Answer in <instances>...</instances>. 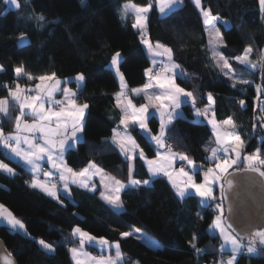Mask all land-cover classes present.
I'll list each match as a JSON object with an SVG mask.
<instances>
[{
  "label": "trees",
  "instance_id": "trees-1",
  "mask_svg": "<svg viewBox=\"0 0 264 264\" xmlns=\"http://www.w3.org/2000/svg\"><path fill=\"white\" fill-rule=\"evenodd\" d=\"M151 1L155 0H132L138 5ZM125 2L20 0L17 8L0 0V64L3 65L0 98L8 96L6 84L17 82L15 68L19 66L35 76L55 72L61 79L83 72L85 80L81 88L72 82L79 101L89 104L84 139L67 149V161L79 170L94 160L107 173L128 182V160L113 144L105 142L120 120L115 109V93L121 87L111 60L116 52L121 53L119 69L129 87L135 88L146 83L145 70L150 59L139 31L132 26L134 17L130 14L127 20L121 18V6ZM202 2L204 8H211L214 15L222 18L218 21L226 42V47H221L222 53L236 74L247 80L251 78L253 83H237L233 87L232 80L214 65L203 16L193 0H183L179 8L164 16L159 15L154 2L148 17L147 38L154 44L159 41L171 47L173 58L186 67L191 79L182 83L194 92L196 107L205 106L207 93H213L215 115L219 120L233 118L245 141L244 151L264 150L261 118L264 110L259 108L256 89L257 85L264 89V78L259 68L251 69L233 60L249 45L253 48L252 60L259 59L264 51V11L259 0ZM40 14L46 18L43 27L38 26L35 18ZM22 34L28 38L25 44H20ZM18 81L25 82L26 78ZM261 97L264 98V91ZM241 100L245 102L243 106ZM9 107L14 120L18 109L11 103ZM183 109L185 115L173 121L167 137L176 150L207 167L211 164L206 159L210 149L216 147L212 129L208 123L196 119L190 104H184ZM148 123L153 132L159 131L157 116ZM1 125L5 132L13 130V121L5 122L3 118ZM132 132L147 156L154 157V143L138 129ZM0 157L5 158L1 148ZM5 159L16 174L0 171V202L24 222L27 234L0 224V238L19 264H74L70 249L79 245V239L71 235L76 226L93 236L118 241L125 257L123 264H216L220 259L221 239L211 229L217 213L215 203L202 206V198L195 194L179 198L165 176H157L146 185H128L121 193L123 209L117 211L102 200L99 190L78 187L72 189L70 198L60 194L61 205L46 192L31 187L25 181L31 176L20 164ZM236 169L243 170L244 164ZM131 175L138 180L149 179L143 159H135ZM136 229L143 238L121 235ZM40 239L52 243L54 251L44 249ZM190 242L202 251L197 253ZM85 246L99 256L115 253L114 248L102 252L98 247ZM236 264H264V250L260 248L257 256L242 255Z\"/></svg>",
  "mask_w": 264,
  "mask_h": 264
},
{
  "label": "snow or ice",
  "instance_id": "snow-or-ice-1",
  "mask_svg": "<svg viewBox=\"0 0 264 264\" xmlns=\"http://www.w3.org/2000/svg\"><path fill=\"white\" fill-rule=\"evenodd\" d=\"M81 2L83 4L85 0H81ZM181 2L182 0H155L161 14H167ZM194 2L200 7L203 15L214 65L232 80L233 87L237 83L249 84L250 81L240 80L235 76L228 58L218 50L220 47H226L223 34L215 26V22L222 18L219 14L214 15L211 8L202 7L201 0H194ZM259 2L262 11H264V0H259ZM5 3L20 7L18 0H5ZM152 8L153 3L151 2L146 5H138L132 0H126L121 6L122 19L127 20L130 14L134 17L132 26L139 30L140 39L150 54L152 67L145 70L149 78L148 83L138 88L129 89L124 74L119 70L121 54L116 52L113 55L111 64L115 66L121 87V91L116 94V107L121 111V118L117 127L112 129L113 135L106 138L105 142L113 144L128 160V185L138 186L149 183V180L132 178L133 161L139 157L147 163L152 177L159 174L167 176L179 198H190L195 194L202 198V206H211L212 203H215L219 214L215 217L212 227L219 230L223 240L220 245L221 253L224 252L226 246L231 251L230 257L226 261L221 260L220 264H235L237 255L243 249H246L248 253H255L257 244H259L264 250V211L261 213L259 223L249 218L243 227L237 225L234 228L233 222L225 224L224 201H229L228 212L233 213L236 201L230 197H239V192L236 191L238 185L233 179L235 174L230 173L229 169L240 162L244 164V173L250 181L253 174H258L262 178L259 183L262 195H264V150L257 148L254 152L243 155L242 158L245 141L237 134L236 122L233 118L228 117L223 121H217L211 106L203 109L197 108V98L194 92L186 90L176 82L178 76L186 80L191 77L174 61L171 47L159 41L153 44L147 38L148 13ZM35 18L38 26L43 27L46 18L42 14ZM225 23L227 22L225 21ZM21 39H23V34ZM252 52L253 48L249 45L241 55L233 57V60L241 65L249 66L251 69L259 68L262 78H264V51H261L259 59L256 61L250 59ZM0 71H3V65H0ZM15 75L17 81L24 77L34 83L30 87H22L18 82L14 85H5L8 96L0 98V115L5 118V122L13 121V130L5 132L4 127L0 125V148L3 149L4 155L13 160L18 159L27 166L32 174L30 186L46 192L61 205H63V201L60 200V194L70 198V185L74 184L95 192L97 188L93 177L99 176L103 187L100 192L101 197L114 208L121 209L123 201L120 192L128 185L107 173L94 160H90L85 167L76 170L70 167L64 159L65 149L74 148L76 143L82 139L83 117L89 104L87 102L79 103L77 92L67 86L61 87V85H67L75 80L78 88H81L85 80L84 73L81 72L73 78L61 80L55 72L33 76L26 72L23 66H19L15 68ZM256 89L258 94L264 91L260 85H257ZM129 91L137 97H142L145 102L139 105L134 103L132 97L128 95ZM58 93L63 99H56ZM207 99L209 102H213L211 92L207 93ZM10 103L18 109L14 120L9 107ZM239 103L243 106L245 102L241 100ZM182 104H190L195 116L208 118L207 122L212 126L216 147L210 149V155L206 159L214 163V167L203 170V165L196 164L184 153L174 152L172 145L167 143L168 126L181 115L179 110ZM157 114L159 131L153 134L148 121ZM26 116L31 118V122L25 119ZM137 129L150 142L154 143L156 147L154 158H148L136 142L132 131ZM205 150L209 151L207 148ZM44 161L50 163L51 169L55 171L44 170L42 167ZM177 161L183 165L178 169L174 166ZM186 168H188L187 171ZM0 171L9 175L16 174V170L2 160H0ZM201 171L203 179L198 183L196 175ZM41 174L44 177L43 180L40 178ZM57 181L60 184L59 188ZM217 185L220 191L219 197L214 194V188ZM192 190H195L194 193ZM217 200L219 202H216ZM262 208H264V203H262ZM197 215L200 214L197 213ZM0 222L6 223L13 231H24L27 234L24 222L3 204H0ZM241 232L245 234L243 237L240 235ZM71 235L79 239V245L70 249L76 264H118V262L123 264L125 257L120 250L118 241L113 243L105 237L93 236L79 226L72 229ZM121 235L123 237L137 235L138 238H143L139 229L134 232H123ZM244 239L247 240V244L242 243ZM194 240L195 237H193ZM190 243L197 253L202 251L194 242ZM39 244L48 251H54L52 243L40 239ZM85 244L98 247L102 252L114 247L115 256H92L91 253L85 251ZM0 264H15L11 253L0 254Z\"/></svg>",
  "mask_w": 264,
  "mask_h": 264
},
{
  "label": "crops",
  "instance_id": "crops-1",
  "mask_svg": "<svg viewBox=\"0 0 264 264\" xmlns=\"http://www.w3.org/2000/svg\"><path fill=\"white\" fill-rule=\"evenodd\" d=\"M155 1H151V3H154ZM183 4V3H182ZM199 8V7H198ZM149 14H150V12L148 13V17H149ZM147 24H148V21H147ZM137 31H139L138 29H136ZM147 37H148V29H147ZM149 38V37H148ZM154 44V43H153ZM147 48V47H146ZM148 52V51H147ZM148 55H149V59H150V66H149V68L150 67H152V60H151V58H150V54L148 53ZM157 59H159V58H157ZM174 59V58H173ZM174 61L177 63V64H179L175 59H174ZM230 62V61H229ZM1 65V64H0ZM180 65V64H179ZM111 66H112V64H111ZM114 68V70H115V72H116V69H115V67H113ZM233 69V68H232ZM120 70V69H119ZM234 70V69H233ZM1 72V71H0ZM121 72V71H120ZM47 74H51V73H47ZM234 74H235V76L238 78V79H240V80H247L246 78H243V77H241V76H239L238 74H236V71L234 70ZM41 75H43V74H41ZM116 75H117V73H116ZM33 76H35V75H33ZM37 76H39V75H37ZM146 76H147V81H146V83H148V80H149V78H148V75H147V73H146ZM75 77V76H74ZM71 78H73V77H71ZM117 78H118V80H119V77H118V75H117ZM61 79V78H60ZM61 80H64V79H61ZM126 80V79H125ZM185 79L183 78V77H177V80H176V82L178 83V84H180V86L181 87H183V88H185L186 90H188V91H192V90H190L188 87H186L183 83H182V81H184ZM72 81H75V80H72ZM70 82L69 84H67V85H61V87H65V86H67V87H70V88H72L74 91H76V89H75V87L73 86V82ZM22 87H30L31 85H32V83H34V82H30V81H28L27 79H26V81L25 82H20V81H17ZM127 82V81H126ZM16 83V82H15ZM119 83H120V80H119ZM145 83V84H146ZM250 83H252V82H250ZM11 85H14V83L13 84H11ZM127 85H128V83H127ZM143 86V85H142ZM139 87H141V86H139ZM128 88L129 89H132V88H130L129 87V85H128ZM135 88H138V87H135ZM121 91V89L119 90V91H117L116 93H115V98H116V94L117 93H119ZM213 94V93H212ZM128 95L129 96H131L132 97V99H133V102L134 103H136L137 105H139V104H141V103H144L145 101H144V99L142 98V97H137V96H135L131 91H129L128 92ZM195 95V94H194ZM56 99L57 100H60V99H63V97L58 93L57 95H56ZM138 99V100H137ZM264 99V98H263ZM263 99H261V100H259V102H258V105H259V108L261 109V110H264V103H263ZM78 102L79 103H81L80 101H79V99H78ZM183 105L184 104H182V106H181V109L179 110L180 112H181V115L180 116H184L185 115V111H184V109H183ZM9 106H10V104H9ZM208 106H211V109L214 111L215 110V99H214V94H213V102H209L208 101V103L205 105V106H203V107H197V108H201V109H203V108H205V107H208ZM115 109L117 110V111H119V113H120V118H121V111H120V109L119 108H117L116 107V101H115ZM87 111H88V109L85 111V114H84V117H83V120L85 121V117H86V114H87ZM215 112V111H214ZM193 113H194V110H193ZM195 115V114H194ZM210 115H211V112H210ZM157 117H158V114L156 115ZM196 117V116H195ZM3 116L2 115H0V125H1V123H2V121H3ZM203 119V121L204 122H206V123H208L207 122V120H208V118H206V117H202ZM206 118V119H205ZM261 118H263L264 119V113H263V115H261ZM25 119L26 120H28L29 122H31V118L30 117H25ZM159 119V118H158ZM215 119L217 120V121H223V120H225V119H222V120H219L218 118H217V116L215 115ZM227 119V118H226ZM175 120V119H174ZM173 120V121H174ZM173 123V122H172ZM209 124V123H208ZM148 125H149V123H148ZM210 125V124H209ZM262 125H263V128H264V120L262 121ZM170 126V125H169ZM168 126V127H169ZM210 127H211V129H212V126L210 125ZM123 128V126L121 125V129ZM149 128H150V126H149ZM151 129V128H150ZM213 132V131H212ZM236 132H237V134H239L240 135V137L243 139V137H242V135H241V133L239 132V130H238V128H237V126H236ZM152 133L153 134H156L155 132H153L152 131ZM158 133V132H157ZM214 134V133H213ZM112 135H113V133H112ZM111 135V136H112ZM132 135H133V132H132ZM134 136V135H133ZM135 137V136H134ZM84 139V132H83V135H82V139L79 141V142H81L82 140ZM244 140V139H243ZM79 142H77V143H79ZM136 142H137V140H136ZM77 143H76V145H77ZM138 143V142H137ZM75 145V146H76ZM140 146V145H139ZM155 146V145H154ZM140 148H141V146H140ZM245 149H243V153H242V158H243V155H246V154H248V153H246L245 151H244ZM66 151H67V148L65 149V152H64V159H65V161L67 162V164L69 165V163H68V161H67V158H66ZM161 151H163L162 149H161ZM121 152V151H120ZM174 152H177V153H181V152H179L178 150H174ZM145 153V152H144ZM146 154V153H145ZM123 155V154H122ZM210 155V154H209ZM208 155V156H209ZM124 156V155H123ZM146 156H147V154H146ZM125 157V156H124ZM148 158H154V157H149V156H147ZM5 158H9V157H6L5 156ZM5 158H3V157H0V160H2V161H4V163H6V164H9L8 162H7V160L5 159ZM126 158V157H125ZM234 158V157H233ZM9 159H11V158H9ZM13 160V159H12ZM194 160V159H193ZM14 161H16L18 164H20L25 170H26V172L29 174V176H31V178H32V174L29 172V169H28V167L27 166H25L21 161H19L18 159L17 160H14ZM144 161V160H143ZM195 162H196V164H198V165H203V163H201V162H199V161H196V160H194ZM144 163H145V165H146V167H147V169H148V165H147V163L144 161ZM242 163H240V162H238V164L237 165H234L233 166V168H231V169H229V172H232V171H235V170H237L236 169V167L237 166H240ZM133 168H132V173H134V168H135V161H133ZM10 166V165H9ZM44 166H47V168L46 169H44ZM70 167H72L71 165H69ZM175 168H179V167H181V166H183V165H181V163L179 162V161H177L176 163H175ZM11 167V166H10ZM42 167H43V169L44 170H53V171H55L54 169H51V165H50V163H48L47 161H44V162H42ZM210 167H214V163H212L211 162V164L209 165V166H207V167H204V165H203V170H206L207 168H210ZM73 168V167H72ZM74 169V168H73ZM186 171L188 170V168H186L185 169ZM148 172H149V170H148ZM157 176H164L163 174H159V175H157ZM156 176V177H157ZM166 178H167V176H165ZM42 180L44 179V177H43V175L41 174V177H40ZM153 178H155V177H152L151 175H150V173H149V181L150 180H152ZM53 179L55 180L56 179V177L54 176L53 177ZM168 179V178H167ZM202 179H203V174H202V171H201V173H199L198 174V176L196 177V180H197V182L199 183V182H201L202 181ZM169 180V179H168ZM93 181L96 183V188H97V190H99L100 192L103 190V187H102V185H101V183H100V177L99 176H95V177H93ZM170 182V181H169ZM126 185H128V182H124ZM171 183V182H170ZM172 184V183H171ZM57 187L59 188L60 187V184L59 185H57ZM74 187H78L77 185H70V190H71V194H72V189L74 188ZM127 187V186H126ZM125 187V188H126ZM78 188H81V189H86V188H82V187H78ZM124 188V189H125ZM124 189H122L121 190V192H120V196H121V193H122V191L124 190ZM89 190V189H88ZM96 190V191H97ZM193 191V193H194V191L195 190H192ZM214 194H215V196L216 197H219L220 196V191H219V187H218V185L214 188ZM101 196V195H100ZM102 198V197H101ZM102 200L107 204V205H109L111 208H113L114 210H117V211H119V210H122L123 209V207L121 208V209H117V208H114L112 205H110V204H108L103 198H102ZM121 200H122V198H121ZM219 202V201H218ZM219 213H218V211H217V213H216V216L218 215ZM215 216V217H216ZM225 216H226V211L224 210V220H225V224H227V222H226V219H225ZM215 220V219H214ZM0 224H4V225H7L6 223H4V222H0ZM25 225V224H24ZM213 225V224H212ZM8 226V225H7ZM211 229H212V231H214L215 233H218L219 234V230L218 229H213V227H211ZM21 232H23V231H21ZM219 236H220V234H219ZM242 237L244 236V235H241ZM220 239H221V244L223 243V240H222V238H221V236H220ZM242 243H244V244H247V240L246 239H244V240H242ZM76 246H78V245H76ZM260 248H261V246L259 245V244H257V251L255 252V253H248L247 251H246V249H243V250H245V253H242V251L237 255V257H236V262H235V264L237 263V261H238V259L242 256V255H247V256H257L258 254H259V250H260ZM84 249H85V251L86 252H88V253H91L87 248H86V246H84ZM91 255L92 256H95L93 253H91ZM230 255H231V251H230V248L229 247H225V250H224V252L223 253H221V256H220V259H219V261H218V263H216V264H220V262H221V260H224V261H226L229 257H230ZM99 256V255H98ZM111 256H114V255H111ZM71 257H72V254H71ZM72 260H73V258H72ZM73 262H74V264H76V262L73 260Z\"/></svg>",
  "mask_w": 264,
  "mask_h": 264
},
{
  "label": "water",
  "instance_id": "water-1",
  "mask_svg": "<svg viewBox=\"0 0 264 264\" xmlns=\"http://www.w3.org/2000/svg\"><path fill=\"white\" fill-rule=\"evenodd\" d=\"M230 173H234L233 179L238 185L236 191L239 192V197H230L236 201L234 205V212H228V200L224 201L226 211V222H233V227L240 225L241 227L249 220V218L259 223L261 219V213L264 211L262 203H264V195H262L261 185L259 181L262 179L258 174H253V178L250 181L246 177L243 170H235ZM239 231V229H237ZM240 235H245L243 232ZM11 253L5 242L0 238V254ZM15 260V264H19L16 257L11 253Z\"/></svg>",
  "mask_w": 264,
  "mask_h": 264
},
{
  "label": "rangeland",
  "instance_id": "rangeland-1",
  "mask_svg": "<svg viewBox=\"0 0 264 264\" xmlns=\"http://www.w3.org/2000/svg\"><path fill=\"white\" fill-rule=\"evenodd\" d=\"M194 1V0H193ZM18 3H20V0H18ZM182 3H183V0H182V2L179 4V5H177L176 7H174L172 10H174V9H177V8H179L181 5H182ZM195 3V2H194ZM8 5L10 6V7H15V5H13V4H11V3H8ZM201 6L203 7V2H202V0H201ZM262 8V7H261ZM199 9H200V7H199ZM171 10V11H172ZM170 11V12H171ZM169 13V12H168ZM202 14V13H201ZM159 15L160 16H164V15H166V14H161L160 12H159ZM203 16V15H202ZM221 20V19H220ZM219 21V20H218ZM218 21H216L215 22V26H216V28H219V25H218ZM226 25H229L228 23L226 24ZM219 30H220V28H219ZM221 32V31H220ZM28 42V38L26 37V36H23V39H21L20 38V44H25V43H27ZM220 52H222L221 51V47L218 49ZM121 54V53H120ZM121 57H122V55H121ZM250 59H252V54H251V57H250ZM230 63V62H229ZM231 64V63H230ZM112 67H115V66H113L112 65ZM247 67H249V66H247ZM233 68V67H232ZM250 68V67H249ZM258 69V68H257ZM247 81H250V82H254L251 78H248V80ZM259 95V99L258 100H261V99H263L262 97H261V92L258 94ZM257 98H258V96H257ZM263 103H264V99H263ZM196 119L197 120H200V121H203L202 119V117H197L196 116ZM206 119V118H205ZM163 150V149H162ZM175 150V148H173V151ZM0 204H3V203H1L0 202ZM4 205V204H3ZM7 209H9L7 206H5ZM10 210V209H9ZM22 233H25L24 231L22 232ZM145 238L147 239L148 237H146L145 236ZM114 243V242H113ZM114 248V247H113ZM115 250V249H114ZM108 255H109V252L107 253ZM95 255V257H99L98 255H96V254H94ZM108 255H106V256H108ZM101 256V255H100ZM114 256H115V253H114Z\"/></svg>",
  "mask_w": 264,
  "mask_h": 264
},
{
  "label": "built area",
  "instance_id": "built-area-1",
  "mask_svg": "<svg viewBox=\"0 0 264 264\" xmlns=\"http://www.w3.org/2000/svg\"><path fill=\"white\" fill-rule=\"evenodd\" d=\"M180 66H181V68L187 73V69H186V67L183 65V64H180ZM168 139H167V143L168 144H171L172 145V149L174 148V143H173V141L169 138V137H167ZM156 149V148H155ZM1 151H2V153H3V149L1 148ZM4 154V153H3ZM47 168V166H44V169H46ZM198 176V174L196 175V177ZM32 180V178L31 177H26L25 178V181L26 182H28V183H30V181ZM57 185H59V182L57 181ZM242 253H245V250H243L242 251Z\"/></svg>",
  "mask_w": 264,
  "mask_h": 264
}]
</instances>
